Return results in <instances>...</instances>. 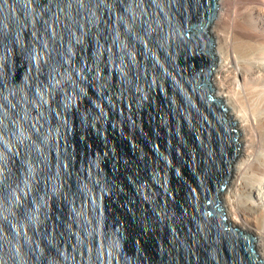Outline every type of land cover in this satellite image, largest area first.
Segmentation results:
<instances>
[{
	"label": "water",
	"instance_id": "95a60500",
	"mask_svg": "<svg viewBox=\"0 0 264 264\" xmlns=\"http://www.w3.org/2000/svg\"><path fill=\"white\" fill-rule=\"evenodd\" d=\"M219 9L0 0V264H264L220 201Z\"/></svg>",
	"mask_w": 264,
	"mask_h": 264
},
{
	"label": "bare ground",
	"instance_id": "6f19581e",
	"mask_svg": "<svg viewBox=\"0 0 264 264\" xmlns=\"http://www.w3.org/2000/svg\"><path fill=\"white\" fill-rule=\"evenodd\" d=\"M219 6L211 29L220 60L213 85L239 124L243 146L220 201L231 224L256 238L264 261V98L252 88L264 82V0H219Z\"/></svg>",
	"mask_w": 264,
	"mask_h": 264
},
{
	"label": "rangeland",
	"instance_id": "374dc122",
	"mask_svg": "<svg viewBox=\"0 0 264 264\" xmlns=\"http://www.w3.org/2000/svg\"><path fill=\"white\" fill-rule=\"evenodd\" d=\"M219 64H220V60H218V65H217V67L219 66ZM216 72V71H215ZM215 72H214V74H215ZM214 76V75H213ZM213 80V79H212ZM254 84L255 85H252V88H253V90H255V92L256 93H260L261 95L260 96H262V98H264V82H261V83H258V81L256 82V81H254ZM215 89V88H214ZM215 92H216V94H217V91H216V89H215ZM259 96V97H260ZM258 99H256V101H257ZM255 101V102H256ZM224 103V102H223ZM225 105V104H224ZM226 106V105H225ZM249 110H251V112H253V114L255 115V116H258L259 114V112L257 111H255V109H256V107H254L253 105H249ZM228 109V108H227ZM230 113H231V111H229ZM259 148H264V140L259 144ZM242 149H243V146H242ZM241 149V150H242ZM262 155H264V152H262L261 153ZM241 155V154H240ZM240 157V156H239ZM238 161V160H237ZM264 217V216H263Z\"/></svg>",
	"mask_w": 264,
	"mask_h": 264
}]
</instances>
